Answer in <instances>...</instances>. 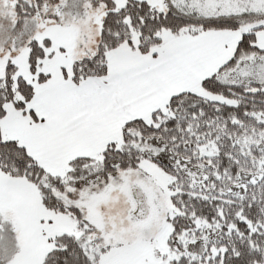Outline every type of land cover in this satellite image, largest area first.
<instances>
[{"label": "snow or ice", "instance_id": "6c2138e0", "mask_svg": "<svg viewBox=\"0 0 264 264\" xmlns=\"http://www.w3.org/2000/svg\"><path fill=\"white\" fill-rule=\"evenodd\" d=\"M0 264H264V0H0Z\"/></svg>", "mask_w": 264, "mask_h": 264}]
</instances>
